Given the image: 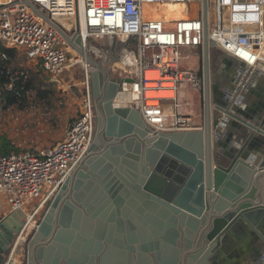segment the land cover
I'll list each match as a JSON object with an SVG mask.
<instances>
[{
	"label": "water",
	"instance_id": "95a60500",
	"mask_svg": "<svg viewBox=\"0 0 264 264\" xmlns=\"http://www.w3.org/2000/svg\"><path fill=\"white\" fill-rule=\"evenodd\" d=\"M88 57L94 142L47 207L27 264H217L232 232L264 218V116L241 107L259 71L249 84L214 75L206 28L203 128L152 136L138 110L115 104L124 79ZM254 261L264 264V243Z\"/></svg>",
	"mask_w": 264,
	"mask_h": 264
},
{
	"label": "built area",
	"instance_id": "2783aa9c",
	"mask_svg": "<svg viewBox=\"0 0 264 264\" xmlns=\"http://www.w3.org/2000/svg\"><path fill=\"white\" fill-rule=\"evenodd\" d=\"M206 1L207 16L204 0H0V41L55 81L68 67L82 63L79 55L70 57L72 50L82 48L80 36L89 56H98L99 63L110 65L106 66L112 77L124 79L115 104L126 98V106L141 113L152 136L188 132L198 129L193 116L182 112L180 96L186 89L204 91L198 54H204L206 28L211 58L220 53L218 62L227 56L239 60L240 82L264 63V0ZM169 6H182L187 12L197 6L198 12L171 20L164 15ZM158 11L161 17L156 16ZM192 59H197V69L186 65ZM0 60L9 57L0 51ZM88 64L83 67L84 110L71 122L65 139L38 151L0 154V198L9 204L1 221L14 214L23 218L16 243L0 264H16L19 241L27 231L35 233L43 217L34 219L44 215L94 142L97 108L90 79L94 66ZM16 80L13 77L5 87L12 89Z\"/></svg>",
	"mask_w": 264,
	"mask_h": 264
},
{
	"label": "rangeland",
	"instance_id": "374dc122",
	"mask_svg": "<svg viewBox=\"0 0 264 264\" xmlns=\"http://www.w3.org/2000/svg\"><path fill=\"white\" fill-rule=\"evenodd\" d=\"M196 11L197 7H191L190 12L187 13L189 16H192L195 15ZM176 12L177 11L172 12L169 10V15L172 16L171 18L174 17ZM165 14L168 16L166 12ZM102 43L103 42L99 44ZM115 51L116 48L112 50L114 55L116 53ZM198 55L201 59V64H203V56H200L201 54ZM18 56V65L21 68L28 70L38 67L37 63L27 61L19 52ZM220 56V53H215L212 57V61L216 64ZM70 57L74 59V54H70ZM90 58L94 62H101L98 56L93 54L90 55ZM106 65L110 67L109 64ZM106 65L103 66L108 69ZM84 81L85 72L83 65L82 63L76 64L73 67H68L65 73L55 80L56 86L54 87L56 88V93L54 98L45 101L33 98L31 104L25 109H20L18 105L4 109V101L0 99V144H5L6 141L15 142L27 148L55 147L59 145L63 140L57 142L58 139L64 136L72 120L79 115L73 111V108L76 110V106H72V98H64V96L68 92L77 95V111H79V113L82 112L84 110L82 103ZM198 95L199 98H201L202 108L200 110V115L202 116L204 109V91L199 92ZM116 103L118 106H126L128 102L126 98L121 97ZM5 200L7 201V198ZM42 217L43 213L42 215H38L34 221ZM34 225L35 223L32 222L30 225L31 230ZM33 234L27 231L22 240L19 241V245L14 254L16 264H27L28 244ZM15 243L16 240L14 241V245Z\"/></svg>",
	"mask_w": 264,
	"mask_h": 264
},
{
	"label": "crops",
	"instance_id": "0c3cea01",
	"mask_svg": "<svg viewBox=\"0 0 264 264\" xmlns=\"http://www.w3.org/2000/svg\"><path fill=\"white\" fill-rule=\"evenodd\" d=\"M169 10L172 12L177 11L174 15L177 18L184 17L186 14L182 12L178 6L176 7H168L164 10V13H169ZM162 13L159 12L158 15H161ZM22 56V55H21ZM24 57V56H22ZM25 58V57H24ZM195 60V59H193ZM190 62H187V66L197 69L198 68V62L197 60ZM219 60V59H218ZM213 63V64H212ZM225 64V65H224ZM212 65V73L215 75L217 73H220V76L222 79H227L229 77L235 76V74L238 76L241 75V68L240 65L234 64V66H231L229 69V65L227 64L226 57L223 58L221 62H211ZM36 68V67H35ZM220 69L226 71L222 72ZM257 71H259L260 75L256 77L255 84L252 91L247 90V86H244L242 90V112L243 114H247L249 117H252L255 114H258L259 116H264V64L259 66V68H256ZM50 77V76H49ZM251 77L247 80L248 84L252 80ZM54 81V80H53ZM199 92L197 91H189V90H183L181 92L180 96V102L182 104V112L186 114H190L193 116V122L196 126V128L202 129L204 125V118L203 115H200V110L202 108L201 106V98H199L198 95ZM77 95L68 92L65 94L64 98H72V106H76V110L73 108V111H75L77 114H79V111H77ZM74 98V99H73ZM75 119V118H74ZM73 119V120H74ZM72 120V121H73ZM68 132V130H67ZM67 132L64 134V136L60 137L57 142L64 140L67 136ZM226 141H229L228 138H225ZM224 144L227 146L228 142H224ZM12 147H14L17 150H31V151H38L40 148H27L25 146H22L21 144H16L15 142H11ZM1 147V144H0ZM22 147V148H20ZM264 149L263 146L258 147L256 149V153L258 154L257 160H262V157H264V152L261 150ZM252 154L255 152H251ZM5 197L0 198V263L3 260H6L9 256L12 247L14 245V241L16 239V236L21 228L22 223V217H20L17 214L11 215L7 219L1 221L2 217L7 216L6 214L9 211V204L8 200H5ZM232 242L229 243V247L226 249L225 252H222V254L219 256V259L217 260V264H254V254L258 251V249H261L263 247L264 243V218L262 221H260L259 225L256 228H251L250 225L247 223L244 224L242 228H240L237 232H232Z\"/></svg>",
	"mask_w": 264,
	"mask_h": 264
},
{
	"label": "trees",
	"instance_id": "16d2710c",
	"mask_svg": "<svg viewBox=\"0 0 264 264\" xmlns=\"http://www.w3.org/2000/svg\"><path fill=\"white\" fill-rule=\"evenodd\" d=\"M0 51L6 53L9 57L8 61L2 62L0 60V99L4 101V109L17 105L20 109H25L31 104L33 98L42 101L54 98L56 82L45 74L42 69L39 67L28 70L21 68L18 65V52L11 47H7L1 41ZM13 77H16L17 80L12 89H7L5 86L10 84ZM18 152H21V150L12 147L11 142L6 141L5 144H1L0 154L2 155Z\"/></svg>",
	"mask_w": 264,
	"mask_h": 264
},
{
	"label": "bare ground",
	"instance_id": "6f19581e",
	"mask_svg": "<svg viewBox=\"0 0 264 264\" xmlns=\"http://www.w3.org/2000/svg\"><path fill=\"white\" fill-rule=\"evenodd\" d=\"M170 7H176V6H170ZM191 7H197V6H191ZM191 7H190V10H191ZM178 8H180L181 10H182V12H184V14H186V16L185 17H183V18H190V17H193L194 15H192V16H189L188 15V13H187V10L186 9H184L182 6H178ZM81 10H83V7H81ZM197 12H198V7H197V11L195 12V15L197 14ZM167 18H170L171 20H180V19H182V17H180V18H177V17H173V18H171L172 16L171 15H169V13H168V16L166 15V14H164ZM156 16H162V14L161 15H158V14H156ZM187 16H189V17H187ZM64 24H67V20H65V19H62L61 20ZM82 31H83V33L85 32V27H84V25H82ZM81 46H82V48H81V50L80 51H77V50H72V53L74 54V56L75 57H77L78 55L80 56V58H82V60L80 59V61L82 62V64H83V67H88V63L90 62V60H89V57H88V51H87V45L85 46L84 44H83V42H81V44H80ZM126 58H128V56L126 57ZM129 58H130V56H129ZM193 60V59H192ZM195 60H197V59H195ZM211 62H212V58H211V60H210ZM264 64V63H263ZM262 65V64H261ZM260 65V66H261ZM71 67H73V66H71ZM259 68V67H258ZM255 70H257V69H255ZM243 71H241V73H242ZM244 86H247V84L245 83L244 85H243V88H244ZM241 90H243L242 88H241ZM123 102V101H122ZM125 102V101H124ZM126 103V102H125ZM116 106H118L117 105V103H116ZM122 106H125V105H120V107H122Z\"/></svg>",
	"mask_w": 264,
	"mask_h": 264
},
{
	"label": "flooded vegetation",
	"instance_id": "af4514ba",
	"mask_svg": "<svg viewBox=\"0 0 264 264\" xmlns=\"http://www.w3.org/2000/svg\"><path fill=\"white\" fill-rule=\"evenodd\" d=\"M221 83H219V85L216 87V90H217V92L220 94V93H222V81H220Z\"/></svg>",
	"mask_w": 264,
	"mask_h": 264
}]
</instances>
